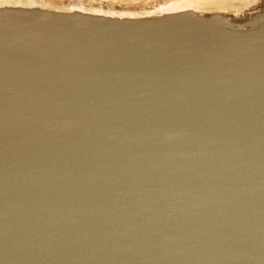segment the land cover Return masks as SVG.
<instances>
[{
    "label": "water",
    "instance_id": "95a60500",
    "mask_svg": "<svg viewBox=\"0 0 264 264\" xmlns=\"http://www.w3.org/2000/svg\"><path fill=\"white\" fill-rule=\"evenodd\" d=\"M92 9L0 5V264H264V0Z\"/></svg>",
    "mask_w": 264,
    "mask_h": 264
},
{
    "label": "bare ground",
    "instance_id": "6f19581e",
    "mask_svg": "<svg viewBox=\"0 0 264 264\" xmlns=\"http://www.w3.org/2000/svg\"><path fill=\"white\" fill-rule=\"evenodd\" d=\"M127 1V0H126ZM217 0H170L164 4H159L155 6L153 9H145L142 11H125V10H108L104 11L102 9H92L95 11L99 12H105L106 14H115V15H120V16H131V15H146V16H154L156 15L157 11H163V12H171V11H176V12H190L194 11L196 12L197 9L200 7H205L208 6L209 4L215 2ZM211 2V3H210ZM11 3L15 5H29L32 3V0H0V5L5 6V5H10Z\"/></svg>",
    "mask_w": 264,
    "mask_h": 264
},
{
    "label": "rangeland",
    "instance_id": "374dc122",
    "mask_svg": "<svg viewBox=\"0 0 264 264\" xmlns=\"http://www.w3.org/2000/svg\"><path fill=\"white\" fill-rule=\"evenodd\" d=\"M25 1V0H22ZM42 3L66 7L70 4L77 3L87 8H99L103 10H125V11H142L153 9L159 4H164L170 0H37Z\"/></svg>",
    "mask_w": 264,
    "mask_h": 264
}]
</instances>
